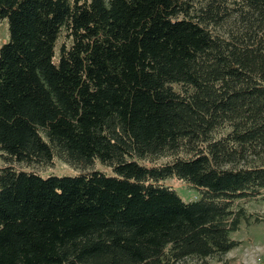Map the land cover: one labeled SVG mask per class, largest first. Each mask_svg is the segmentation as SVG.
<instances>
[{
    "label": "trees",
    "instance_id": "1",
    "mask_svg": "<svg viewBox=\"0 0 264 264\" xmlns=\"http://www.w3.org/2000/svg\"><path fill=\"white\" fill-rule=\"evenodd\" d=\"M0 20V264H225L263 223L264 0H0Z\"/></svg>",
    "mask_w": 264,
    "mask_h": 264
},
{
    "label": "rangeland",
    "instance_id": "2",
    "mask_svg": "<svg viewBox=\"0 0 264 264\" xmlns=\"http://www.w3.org/2000/svg\"><path fill=\"white\" fill-rule=\"evenodd\" d=\"M9 41V34L7 28V21L0 20V48ZM64 43L63 36L60 35L55 48L54 64H57L58 61V49L61 44ZM3 167V163L0 161V168ZM16 169H20L15 167ZM92 170L100 171L103 174L111 176L109 169L104 166L96 163L93 168H90L86 171L73 170L69 167H66L61 164H56L52 169L46 172H40L35 170L36 173L40 174L42 178H47L49 176L55 177H72L80 173H88ZM166 186L171 187L175 190L176 194L183 202H192L199 199V194L197 190L191 189L185 186L183 183L177 180H168L166 181ZM248 212H251L257 215L260 219L264 220V191L256 198L250 199V201L244 204ZM234 240L240 241L241 246L234 249L224 257L225 264H255L256 255L258 257L264 253V221L263 223L251 225L247 227H242V229L232 235ZM209 264H216L211 261H208ZM184 264H189L186 262Z\"/></svg>",
    "mask_w": 264,
    "mask_h": 264
},
{
    "label": "built area",
    "instance_id": "3",
    "mask_svg": "<svg viewBox=\"0 0 264 264\" xmlns=\"http://www.w3.org/2000/svg\"><path fill=\"white\" fill-rule=\"evenodd\" d=\"M255 264H264V253L261 254V252H260L259 257H258V255H256Z\"/></svg>",
    "mask_w": 264,
    "mask_h": 264
}]
</instances>
